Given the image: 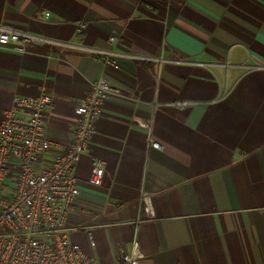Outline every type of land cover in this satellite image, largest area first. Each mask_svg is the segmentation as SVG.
Returning <instances> with one entry per match:
<instances>
[{"label":"crops","instance_id":"obj_1","mask_svg":"<svg viewBox=\"0 0 264 264\" xmlns=\"http://www.w3.org/2000/svg\"><path fill=\"white\" fill-rule=\"evenodd\" d=\"M0 24L147 57L114 68L54 44L0 48V121L14 95L45 91V131L62 144L91 81L121 90L76 164L66 226L87 256L115 264L136 243L153 264H264V0H0ZM134 118L152 119L160 149ZM92 156L104 166L97 186Z\"/></svg>","mask_w":264,"mask_h":264},{"label":"built area","instance_id":"obj_2","mask_svg":"<svg viewBox=\"0 0 264 264\" xmlns=\"http://www.w3.org/2000/svg\"><path fill=\"white\" fill-rule=\"evenodd\" d=\"M48 13H45V17ZM85 27L80 21L78 28ZM109 35L107 42H117ZM54 44L97 55L104 64L118 67L117 58H142L131 52L92 48L68 41L51 39L38 34L0 24V48L25 52L26 43ZM156 61H167L153 58ZM172 61V60H168ZM122 96L121 90L105 78L89 83L84 96L77 102L78 120L73 138L60 143L49 138L45 131L46 116L53 107L50 94L14 95L2 111L0 121V264H100L87 256L80 245L71 241L66 220L78 196L76 164L88 150L100 118L101 105L109 97ZM192 102L176 101L186 106ZM153 105V112L157 108ZM146 131L147 145L160 149L151 137L152 119L134 118ZM48 152L54 155L41 163ZM88 183L100 185L104 175L103 161L92 156ZM147 193H142L145 202ZM147 204V203H146ZM145 204V212L150 210ZM90 245L94 242L89 236ZM115 264H153L142 260L133 244L130 252L120 255Z\"/></svg>","mask_w":264,"mask_h":264}]
</instances>
